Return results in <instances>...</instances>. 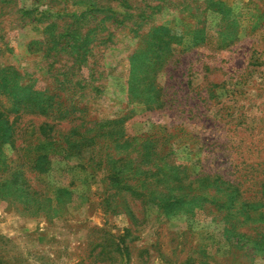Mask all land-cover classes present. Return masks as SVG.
I'll return each instance as SVG.
<instances>
[{"label": "rangeland", "instance_id": "374dc122", "mask_svg": "<svg viewBox=\"0 0 264 264\" xmlns=\"http://www.w3.org/2000/svg\"><path fill=\"white\" fill-rule=\"evenodd\" d=\"M0 264H264V0H0Z\"/></svg>", "mask_w": 264, "mask_h": 264}, {"label": "trees", "instance_id": "16d2710c", "mask_svg": "<svg viewBox=\"0 0 264 264\" xmlns=\"http://www.w3.org/2000/svg\"><path fill=\"white\" fill-rule=\"evenodd\" d=\"M35 148L38 149V144H36L33 147H31V149H29V151L27 150L28 151L27 152V157L29 158L27 164L29 165V169L28 170L30 172H31V170L32 171L33 170L40 171V168H41V170L44 169L45 162L42 161V160L38 161V159L36 158L37 155L34 154ZM43 171H45V169ZM30 179H31L30 177L25 179L26 181H24L22 185L24 186L25 190L27 189L29 191L28 195H30L32 198L33 197H37L38 194H39L40 189L34 187V185H36V184H32Z\"/></svg>", "mask_w": 264, "mask_h": 264}]
</instances>
